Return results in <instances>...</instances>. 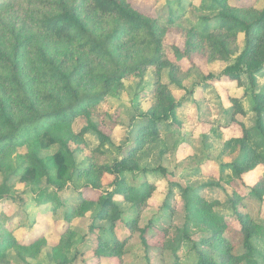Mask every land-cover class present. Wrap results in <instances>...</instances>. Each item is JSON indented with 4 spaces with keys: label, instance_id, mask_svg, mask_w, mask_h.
I'll list each match as a JSON object with an SVG mask.
<instances>
[{
    "label": "trees",
    "instance_id": "1",
    "mask_svg": "<svg viewBox=\"0 0 264 264\" xmlns=\"http://www.w3.org/2000/svg\"><path fill=\"white\" fill-rule=\"evenodd\" d=\"M165 3L166 10L154 17L134 8L129 0L0 3V13L3 9L8 10L7 14L14 10L27 25L25 30L8 33L0 41V264H30L27 258H36L49 246L46 234L33 235L35 229L31 226L24 228L20 239L13 235L24 224L15 222L6 199L25 203L24 194L35 186L40 190L35 205H49L45 214L59 217L53 220L58 225L53 228L57 243L50 246L56 264L69 263L67 251L79 255L82 264H123L125 245L136 231L147 258L153 251L161 254L164 241L155 246L153 240L160 231L166 235L167 228L157 226L153 220L143 226L136 218L124 220L118 197L140 205L160 193L163 208L167 209L173 187L181 193L187 233L195 229L210 234L206 239L224 258H230L224 264H262L256 241L264 240V230L238 204L246 198L264 201V178L260 173L264 170V81L258 84V78L264 77V6L255 7L249 0H199L205 13L183 31L172 26L184 17L181 0ZM16 4L19 11L14 8ZM168 31L178 35V41L168 43V48L177 58L191 62L205 57L210 61L228 59L235 51L230 44L239 33L243 34V49L232 63L220 73L210 72L204 77L207 83L227 79L238 86L244 75L251 93V126L242 119L247 114L242 104L246 93L243 97L227 94L222 103V114L228 118L222 125H231L234 130L224 143L237 153L236 157L228 163L207 159L198 165L210 179H220L223 169L230 170L226 180L232 188L227 196L230 214H218L214 207L219 200L201 194L202 189L214 187L216 182L190 187L169 180L164 167L139 164L137 153L162 128L182 127L177 112L185 100L177 99L170 91V82L182 88L172 68L169 80L156 88L155 104L138 115L127 143L117 146L123 154L110 164L97 166V178H89L79 186L72 183L80 168L69 142H78L90 132L99 146H114L110 133L92 119L95 109L119 89L128 74L141 75L148 66L163 65V39ZM75 123L77 131L73 130ZM50 148L54 151L46 154ZM208 162L215 165L213 170H206ZM134 172L159 178L132 186L126 175ZM104 175L111 176L106 184L99 180ZM16 182L28 188L18 192L14 190ZM12 193L17 194L16 198ZM76 217L91 218L87 239L93 242L87 249L92 254L86 258L79 250H71L77 236L70 223ZM102 233L113 237L105 238ZM197 253V264H209L206 253Z\"/></svg>",
    "mask_w": 264,
    "mask_h": 264
},
{
    "label": "rangeland",
    "instance_id": "2",
    "mask_svg": "<svg viewBox=\"0 0 264 264\" xmlns=\"http://www.w3.org/2000/svg\"><path fill=\"white\" fill-rule=\"evenodd\" d=\"M129 1L134 8L153 17L158 12L166 10V0ZM249 2L258 8L264 6V0H249ZM181 4L185 10L184 17L172 26H177V29L185 31L191 28L197 17L205 11L199 5V0H181ZM14 8L17 11L20 10L18 4L14 5ZM7 11L3 9L0 13L1 42L4 41L6 34H16L27 27L25 20L21 19L23 18L21 14L14 10L7 14ZM173 40L178 41V35L168 31L165 40L163 39L166 46L163 65L161 63L159 66H148L141 75L128 74L122 79L119 89L111 92L97 105L96 116L92 119L98 122L103 130L110 133L113 147L99 146L97 137L90 132L78 139V142H69L70 148L74 150L75 162L79 164L80 168L78 176L74 177L72 183L79 186L89 178H97L95 174L97 166L110 164L123 154L121 150L117 149V146L127 143L128 132L138 115L155 104L156 88L159 83L169 80V70L172 68L182 88L179 89V86L170 82V91L177 99L185 100L177 112V116L182 120V127L172 125L162 128L160 133L150 139L137 153L139 164L141 167L148 168L158 165L164 167L168 171L166 176L169 180L184 183L190 187H196L211 180L216 182L213 184L222 187H217V185L205 187L201 190V194L206 199L216 198L219 200L220 204L214 207L218 214H230L232 211L227 196L232 194V188L226 183L230 177V170L223 169L220 179H210V176L203 174V169L200 170L198 165L207 159L217 164L228 163L236 157L237 153L227 148L224 143L226 138L234 133V130L231 125H222V122L228 121V118L225 119L222 114V103L225 102L227 94L243 97V94L246 93V97L242 98V104L247 110V114L242 119L247 126H251L253 123L252 114L248 112L251 106V93L244 75H242L243 83L238 86L235 82L227 79H222L220 82L208 80L207 83L204 77L210 72L218 74L226 65L232 63L243 49V34L239 33L236 40L230 44L235 51L226 60L210 61L207 59L209 57H205L196 58L191 62L184 58H177L168 48V43ZM263 81L264 77L258 78L259 85ZM73 130L77 131L76 123L73 124ZM180 142L182 145L179 144ZM20 151L23 152V150ZM53 151L54 148H50L45 153L51 154ZM214 166L212 162H208L206 170H213ZM260 173L264 178V170ZM158 178L159 176L152 174L145 177L139 172L126 175L127 182L132 186H139L145 179L155 180ZM110 179L111 176L104 175L99 180L106 184ZM26 188L28 187L21 182L14 184V190L18 192H22ZM12 194L16 198L17 194ZM180 194L178 188H172V194L168 198L170 207L167 209L163 208V196L160 193L154 194L147 202L140 205L128 203L118 197L124 220L136 218L137 224L140 226L146 224L148 220H153L157 226L167 228L166 235L160 231L159 237L153 240L155 246H160L163 240L164 250L161 254H157V251L151 252L149 258L145 255L138 232H134L125 245L123 264H197L200 259L198 250L206 253L205 259L209 264H224L230 260L229 257L224 258L211 240L206 239L210 234L195 229H190L188 233L185 231V211ZM39 195L40 190L35 186L33 191L24 194L27 198L25 203H21L17 199L14 201L6 199L9 204L8 212L14 216L15 222L20 221L24 224V227L15 230L13 235L20 239L27 226L35 229L33 235L40 232L46 234L49 246L45 247L36 258H27V261L30 264H56L57 259L50 246L57 243L53 228H57L58 225L57 221L53 223V220H57L59 217L57 214L49 213L48 216L45 214L48 212L49 205H35ZM238 207L264 230V201L259 203L254 198H246L238 204ZM90 222L91 218L89 217H76L70 223V227L77 236L71 250H79L82 252L81 257L83 258L92 254V251L87 249L93 242L92 239L91 241L87 239ZM102 235L108 239L113 237V234L110 233H102ZM256 244L262 253L261 261L264 264V240H257ZM237 252L238 249L235 250V253ZM66 255L69 259L68 264H82L80 256L74 254L73 251H67Z\"/></svg>",
    "mask_w": 264,
    "mask_h": 264
}]
</instances>
